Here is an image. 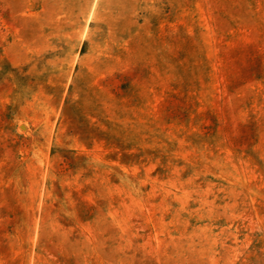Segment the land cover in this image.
Returning a JSON list of instances; mask_svg holds the SVG:
<instances>
[{"label":"rangeland","instance_id":"obj_1","mask_svg":"<svg viewBox=\"0 0 264 264\" xmlns=\"http://www.w3.org/2000/svg\"><path fill=\"white\" fill-rule=\"evenodd\" d=\"M0 264H264V0H0Z\"/></svg>","mask_w":264,"mask_h":264}]
</instances>
